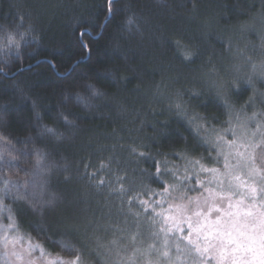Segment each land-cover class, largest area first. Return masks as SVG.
<instances>
[{
	"label": "trees",
	"instance_id": "16d2710c",
	"mask_svg": "<svg viewBox=\"0 0 264 264\" xmlns=\"http://www.w3.org/2000/svg\"><path fill=\"white\" fill-rule=\"evenodd\" d=\"M111 7L107 0H0V190L5 181L18 185L3 204L19 225L10 241L20 237L0 245V264H36L41 248L43 257L54 258L50 264L78 255L81 264H140L149 245L157 264H207L217 255L197 258L192 245L184 255L176 246L180 232L169 233L165 245L164 233L150 238L146 226L131 243L137 225L127 214V197L122 202L110 189L126 176L124 186L134 191L160 190V180L148 177L155 166L133 148L167 158L168 167L179 166L177 175L186 164L177 153L222 169V160L210 159L216 153L201 141L203 132L173 105L182 99L189 116L207 118L196 123L216 128L229 126L218 91L227 92L234 124L237 113L264 111V79L259 68L253 71L264 63V0H114ZM10 32L19 48L8 44ZM37 150L52 165L43 175L34 167ZM8 215L0 210V224H8ZM179 244L184 249L188 241ZM31 245L40 247L30 253Z\"/></svg>",
	"mask_w": 264,
	"mask_h": 264
},
{
	"label": "snow or ice",
	"instance_id": "6c2138e0",
	"mask_svg": "<svg viewBox=\"0 0 264 264\" xmlns=\"http://www.w3.org/2000/svg\"><path fill=\"white\" fill-rule=\"evenodd\" d=\"M109 12H111L114 0H107ZM132 23V18H129ZM15 32L8 33V44L20 47V41L15 39ZM26 34L21 32L19 36L23 38ZM85 47L88 45L85 43ZM193 53H188L185 59H190ZM259 68V76L264 79V63L259 66L253 64V71ZM2 71V69H0ZM247 83L252 84V77L248 78ZM92 87V85H89ZM95 93V89L93 88ZM264 95V94H261ZM79 98V94H77ZM218 99L223 100L224 106L229 109V120L227 128L208 127L205 124H198V120H206V117L193 113L188 114L185 102L181 99L174 103L176 112L186 118L189 124L194 125L197 134L203 132L200 136L201 141L207 144L212 151H215L214 163L221 167H207L201 164V160H191L185 155L177 153L178 158L186 161L184 174L177 175L178 165L168 167L169 160H156L150 154L145 152H136L134 155L145 160H151L155 166V173H148L149 179L155 176L160 180V190H155L147 185L142 186L139 191H134L131 186L125 187L123 181L126 176L116 177V183L120 186L110 189V194L127 197V214L134 217L137 225V231L131 235V243H135L137 238L144 235L143 229L147 227V234L150 238L159 237L164 233L165 245H167V236L169 233L178 231L181 236L177 237V251L184 255H191L192 245L198 254L197 258H203L207 253L217 252V255L208 259L207 264H212L215 259L216 264H264V111L254 112L251 116L245 115L243 118L237 113L236 123L232 120V105L229 102L226 91L217 92ZM254 97H250L247 103H251ZM67 121V117H65ZM255 127H251L252 124ZM48 132L54 133L55 130L48 128ZM231 137L229 139L228 137ZM15 161V157L12 158ZM235 161V163H233ZM200 167L197 168L196 165ZM52 165L46 163L45 155L37 150V159L35 168L40 170L39 174L46 173ZM106 167L102 164L101 168ZM26 173L31 169H21ZM146 171V170H142ZM244 172L247 179H242L239 173ZM98 172L89 173V178L94 179ZM171 176L174 183H166L161 178ZM202 175L210 176L209 179H200ZM195 180V183L192 181ZM28 181H24L25 191H27ZM105 181L102 179L97 187L103 186ZM212 185L213 187H206ZM18 188L17 184L9 185L5 181V187L0 190V210L7 209L9 215L5 217L8 220L7 225L0 224V231L4 232L0 236V245L5 248L11 242L15 244V239L10 241L9 232H16L19 228L14 219L12 209L3 200L12 195V189ZM195 192V197L189 193ZM132 193V195H129ZM141 197H146L142 199ZM160 197V199H156ZM238 197V199H236ZM19 198V196H17ZM248 201V203H245ZM15 202V201H14ZM50 202V201H49ZM168 207L165 209L164 205ZM133 207L140 209L133 212ZM159 209V210H158ZM215 219H210L211 216ZM195 217V221L193 218ZM203 223H200V219ZM187 224V229L183 227ZM196 225L194 228L193 225ZM187 230L188 235L183 233ZM193 231L196 233V240L193 241ZM201 236L205 242V247L201 249ZM186 239L188 244L184 249H180V240ZM113 244L116 243L114 240ZM39 245H31L29 252H34ZM149 245V251L152 249ZM43 256V249H40ZM147 251L143 253L146 255ZM164 256H169L165 251ZM179 259V256L177 257ZM38 259V258H37ZM31 264V262H30ZM66 264H81V257L78 255ZM148 264H152L151 261Z\"/></svg>",
	"mask_w": 264,
	"mask_h": 264
},
{
	"label": "rangeland",
	"instance_id": "374dc122",
	"mask_svg": "<svg viewBox=\"0 0 264 264\" xmlns=\"http://www.w3.org/2000/svg\"><path fill=\"white\" fill-rule=\"evenodd\" d=\"M240 175H241V177H244L245 179H247V176L245 175V173L244 172H241V173H239ZM210 219H212V220H214L215 219V216L213 215V216H211L210 217ZM136 246H131L130 245V248H135ZM138 247V246H137ZM143 253H145L144 251H143ZM143 253L141 254V256H143ZM149 257H148V256ZM30 257H32V255H30ZM33 258V257H32ZM143 259H145V260H142V263H140V264H148V262L149 261H151L152 262V264H154L153 263V261L157 264V261H155V260H157V259H152L151 260V258H150V255H149V251H147V254H146V257H142ZM52 260H54V258L53 257H50V256H45V257H43L42 256V258H40L39 260H36L35 262H36V264H50L51 263V261ZM141 260V259H140ZM139 260V261H140ZM32 264V263H31ZM124 264H128V263H124Z\"/></svg>",
	"mask_w": 264,
	"mask_h": 264
}]
</instances>
